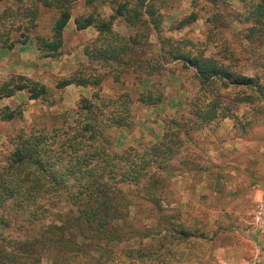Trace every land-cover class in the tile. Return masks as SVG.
Listing matches in <instances>:
<instances>
[{"label":"trees","instance_id":"1","mask_svg":"<svg viewBox=\"0 0 264 264\" xmlns=\"http://www.w3.org/2000/svg\"><path fill=\"white\" fill-rule=\"evenodd\" d=\"M189 1L190 13L173 21L169 30L179 32L194 24L198 20L194 9L201 1L215 8L237 1L235 21L248 25L243 42L254 52L264 45V0ZM78 2L14 0L13 6L0 12V49L9 51L31 44L44 58L59 56L64 31ZM82 3L85 12L73 20L75 30L93 29L96 36L84 46L87 63L61 80L57 88L75 85L98 90L91 98L80 100L67 128L49 133L21 131L9 140L13 151L0 171V264H42L45 259L48 264H116L119 245H126L119 264H132L135 253L144 264H177L172 258L178 250L164 243H191L199 230L173 224L163 228L162 236L160 230L156 235L139 234L128 220L131 211L141 201L150 204L153 212L162 211L156 195L163 183L160 174L178 158L196 131L233 119L239 106L260 101L264 92L259 78L237 70L232 54L206 53L195 50L194 42L187 38L162 37L164 14L175 0ZM104 7L109 9L108 15L103 13ZM43 13L51 15V23L41 33ZM116 21L128 32H116ZM206 23L216 29L227 24L221 15ZM152 35L159 44L155 50L151 49ZM171 63L194 71L197 91L188 101L186 113L167 120L155 143L142 149L130 146L113 151L110 131L131 127L130 106L137 102L155 107L164 100L162 85L153 79ZM127 76H132L141 89L136 99L129 91L100 94L106 81L121 85ZM22 92L30 101L48 97L43 84L23 75L0 83V100ZM22 115L18 109L0 108L2 122ZM47 217L53 220L45 223ZM160 226L161 221L156 227ZM138 238L149 240V246L141 251L129 249ZM155 243L165 249V259L155 258Z\"/></svg>","mask_w":264,"mask_h":264},{"label":"rangeland","instance_id":"2","mask_svg":"<svg viewBox=\"0 0 264 264\" xmlns=\"http://www.w3.org/2000/svg\"><path fill=\"white\" fill-rule=\"evenodd\" d=\"M0 4L4 8L13 6L14 0H3ZM238 10L237 1L218 8L201 1L194 9L198 20L188 28L173 32L169 30L173 21L180 20L191 11L189 0H175L172 9L164 14L161 35L174 40L187 38L194 42L195 50H205L206 53L232 54L237 60L236 69L246 76L258 77L264 92V45L256 47L254 52L243 42L242 34L248 25L235 21ZM102 11L106 15L110 13L107 7ZM84 12L82 0H79L64 31L61 53L55 58H44L34 52L20 55L0 49V59L4 58L0 60V83L13 75L23 74L48 90L47 100L30 101L25 92L14 99L0 100V108L8 106L23 114L22 118L11 122L0 121V171L13 151L9 142L11 138L31 129L49 133L55 128H67L75 118L74 111L80 100L91 98L98 90L75 85L57 88L61 80L87 63L83 55L84 46L95 38L96 32L93 29L78 32L73 24V20ZM214 15H221L227 24L218 29L207 24L206 21ZM50 23L51 15L43 13L39 32H46ZM114 30L123 34L128 32L118 21ZM150 42L152 50L159 45L155 35L151 36ZM153 82L162 85L164 100L155 107L137 102L131 105V127L110 131L113 151L119 152L130 146L142 149L155 143L161 137L167 120L186 113L187 103L197 91L193 69H184L180 64H168ZM140 90L134 78L127 76L121 85L106 81L99 92L113 96L129 91L136 99ZM160 175L163 183L156 195L162 211L153 212L150 204L141 201L128 218L139 234L156 235L160 230L162 236L165 233L163 228H171L173 224L191 231L198 229L191 243H164L165 247L178 250L172 258L178 260L177 264H215L214 249L221 251L223 264H245L253 260L264 264V94L255 104L239 106L235 118L196 131L178 158ZM52 220L47 217L44 222ZM160 221L158 228L156 225ZM148 241L133 240L129 249L144 250L146 244L149 246ZM155 245V258L165 259V249ZM124 247L126 245L116 247V264L123 259ZM181 252L185 255L184 260L180 258ZM134 255L132 264H144L136 253ZM42 264H48V261L45 259Z\"/></svg>","mask_w":264,"mask_h":264},{"label":"crops","instance_id":"3","mask_svg":"<svg viewBox=\"0 0 264 264\" xmlns=\"http://www.w3.org/2000/svg\"><path fill=\"white\" fill-rule=\"evenodd\" d=\"M3 9H4V7H2V5L0 4V12ZM9 51H10V53L11 52L12 53H19L20 55L22 53H31V52L38 53L37 50L31 44H27L25 46H18V47H15L13 50H9ZM0 60L2 61V60H4V58L2 57ZM1 69L2 68H0V71H1ZM17 74H19V73H17ZM20 75H23V74H20ZM23 76H25V75H23ZM18 94L19 93H17L14 97L9 98V99H14L15 97H18ZM6 105H8V104H6ZM221 254L222 253H221V251L219 249H214L213 258L215 260V264H223L224 260L221 258L222 257ZM180 258H182L184 260L185 259V255L183 253H181Z\"/></svg>","mask_w":264,"mask_h":264},{"label":"built area","instance_id":"4","mask_svg":"<svg viewBox=\"0 0 264 264\" xmlns=\"http://www.w3.org/2000/svg\"><path fill=\"white\" fill-rule=\"evenodd\" d=\"M245 264H259V263H258V261L253 260V261H251V262H247V263H245Z\"/></svg>","mask_w":264,"mask_h":264}]
</instances>
